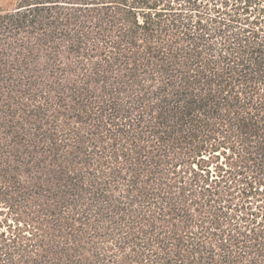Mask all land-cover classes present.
<instances>
[{
    "label": "trees",
    "instance_id": "trees-1",
    "mask_svg": "<svg viewBox=\"0 0 264 264\" xmlns=\"http://www.w3.org/2000/svg\"><path fill=\"white\" fill-rule=\"evenodd\" d=\"M0 264H264V0L0 7Z\"/></svg>",
    "mask_w": 264,
    "mask_h": 264
},
{
    "label": "rangeland",
    "instance_id": "rangeland-1",
    "mask_svg": "<svg viewBox=\"0 0 264 264\" xmlns=\"http://www.w3.org/2000/svg\"><path fill=\"white\" fill-rule=\"evenodd\" d=\"M14 0H0V7L9 9L13 6Z\"/></svg>",
    "mask_w": 264,
    "mask_h": 264
}]
</instances>
